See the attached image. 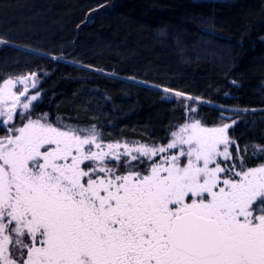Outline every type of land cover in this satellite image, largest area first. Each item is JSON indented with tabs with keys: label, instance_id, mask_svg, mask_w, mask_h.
<instances>
[{
	"label": "snow or ice",
	"instance_id": "1",
	"mask_svg": "<svg viewBox=\"0 0 264 264\" xmlns=\"http://www.w3.org/2000/svg\"><path fill=\"white\" fill-rule=\"evenodd\" d=\"M37 80L0 82V264H264V145L248 166L237 119L207 126L187 101H209L163 88L186 109L165 145L105 142L36 115Z\"/></svg>",
	"mask_w": 264,
	"mask_h": 264
},
{
	"label": "trees",
	"instance_id": "2",
	"mask_svg": "<svg viewBox=\"0 0 264 264\" xmlns=\"http://www.w3.org/2000/svg\"><path fill=\"white\" fill-rule=\"evenodd\" d=\"M0 39V82L38 74L36 115L96 125L105 142L165 145L186 117L184 101L162 99L168 88L209 101L189 103L207 126L221 111L237 119L229 134L257 163L264 0H0Z\"/></svg>",
	"mask_w": 264,
	"mask_h": 264
},
{
	"label": "rangeland",
	"instance_id": "3",
	"mask_svg": "<svg viewBox=\"0 0 264 264\" xmlns=\"http://www.w3.org/2000/svg\"><path fill=\"white\" fill-rule=\"evenodd\" d=\"M37 84H39V81H38V80H37ZM22 87H23V85H20V84L17 85V89H20V88H22ZM37 91H39L38 88H36V89H32V88H30V89H29V96H30L31 94L37 92ZM22 99H25V98L22 97ZM192 102H193V101H187L188 104H189V103H192ZM194 103L199 104L200 102H199V101H195ZM205 104H210V103H205ZM193 115H194V114H193ZM17 123H18V124L20 123L19 119H17ZM171 151L175 152V151H177V150L173 149V150H171ZM167 154H168V153H164L163 155H167ZM154 159H156V160H160V159H161V156H156Z\"/></svg>",
	"mask_w": 264,
	"mask_h": 264
},
{
	"label": "water",
	"instance_id": "4",
	"mask_svg": "<svg viewBox=\"0 0 264 264\" xmlns=\"http://www.w3.org/2000/svg\"><path fill=\"white\" fill-rule=\"evenodd\" d=\"M225 117H227V116L225 115Z\"/></svg>",
	"mask_w": 264,
	"mask_h": 264
}]
</instances>
